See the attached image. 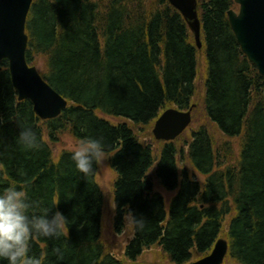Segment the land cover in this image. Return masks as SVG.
Returning <instances> with one entry per match:
<instances>
[{"label": "trees", "instance_id": "trees-1", "mask_svg": "<svg viewBox=\"0 0 264 264\" xmlns=\"http://www.w3.org/2000/svg\"><path fill=\"white\" fill-rule=\"evenodd\" d=\"M198 6L207 61L201 105L227 139L242 138L235 160L231 143L218 146L205 126L182 146L179 139L163 142L159 151L136 136L168 107L187 111L199 102L200 51L168 0H34L26 58L45 63L44 78L70 105L42 122L33 103L18 101L2 63L0 191L16 184L28 193L30 215L48 208L50 217L57 210L67 217L60 235H33L29 254L43 257V264H131L155 246L171 263L188 264L209 254L225 230L226 264H264V78L230 26L234 0H198ZM21 126L36 131L37 146L19 141ZM66 133L79 143L103 140L116 175V232L125 230L130 209L143 220L124 250L127 262L102 244L105 195L98 164L86 176L73 151L53 154ZM178 157L192 162L191 173L179 176ZM155 182L176 192L169 210Z\"/></svg>", "mask_w": 264, "mask_h": 264}, {"label": "water", "instance_id": "water-1", "mask_svg": "<svg viewBox=\"0 0 264 264\" xmlns=\"http://www.w3.org/2000/svg\"><path fill=\"white\" fill-rule=\"evenodd\" d=\"M186 18L198 47H202L201 20L198 0H169ZM239 11L229 10L230 25L241 49L264 77V0H234ZM33 0H0V70L8 61L11 81L19 94V101L29 100L40 119L51 120L60 116L68 105L35 66L27 62L29 36L27 20ZM192 110L169 109L155 123L154 136L161 141H174L191 124ZM229 253L228 239L219 238L212 252L192 264H224Z\"/></svg>", "mask_w": 264, "mask_h": 264}, {"label": "clouds", "instance_id": "clouds-1", "mask_svg": "<svg viewBox=\"0 0 264 264\" xmlns=\"http://www.w3.org/2000/svg\"><path fill=\"white\" fill-rule=\"evenodd\" d=\"M0 118V123H2ZM19 141L27 147L38 145V135L30 126H21ZM76 167L86 176L95 171L94 164L105 159L103 140L90 137L82 140L72 152ZM28 193L23 187L9 184L0 191V260L7 259L8 264H43V257L30 255V241L33 235L52 237L60 235L66 229L67 217L57 210L51 217V209L44 208L42 214H29ZM130 227H143L133 210L127 214ZM55 251L59 252V249Z\"/></svg>", "mask_w": 264, "mask_h": 264}, {"label": "rangeland", "instance_id": "rangeland-1", "mask_svg": "<svg viewBox=\"0 0 264 264\" xmlns=\"http://www.w3.org/2000/svg\"><path fill=\"white\" fill-rule=\"evenodd\" d=\"M200 56H199V62H200V68H199V76L197 80L198 84V90L200 93L198 94L197 100L198 105H195V110L193 112V122L189 127V130L181 136V138L178 141V144L182 146L185 141L190 139L191 133L196 128H199V126H205L210 130V133L212 134L213 139L217 143L218 146H222L223 143L230 142L231 146L233 147L235 151V157L233 160H235L239 154H240V147L242 143V138H233L232 140L227 139L223 133L219 131V129L216 127V125L211 122V120L206 117L204 107L201 105L202 95L201 92L204 90V80L206 77V62L204 58V50L199 49ZM45 63H43L42 60L38 62L37 68L40 70V72H43L45 70L44 68ZM113 121L121 122L119 119H113ZM154 124L150 126L149 133L143 137L147 142H151L154 146L155 150L159 151V149L162 146L161 142H158L154 140L153 138V129ZM144 141V140H143ZM79 144L78 141L74 139V137L66 133L60 138V142L55 145L53 154L54 156H58L60 153L64 151H73L76 146ZM108 155L105 154V159L99 163V173H98V181L101 186V188L104 190L105 194V200L106 205L104 207V218H103V237H102V244H105V248L107 253H110L117 256L118 258L122 259V261L127 262L124 258V249L127 246V242L133 237V228L129 225H126V229L124 233L120 234L116 232V229L114 228V217H115V204H114V188L113 183L116 179L115 173L109 166V159L107 157ZM191 166V165H190ZM193 170V169H190ZM189 172V171H188ZM191 173V171L189 172ZM200 182H203L204 177H200L199 175L196 177ZM156 190L160 191L164 197H166L167 200V206L169 207L171 199L174 197L176 192L173 191H167L165 188L160 186L157 182H155ZM231 217L228 218V221L225 223V228L227 226V223H229ZM227 229V228H226ZM226 230L222 234L224 238H226ZM137 262L131 263V264H174L171 263L169 256L163 252L161 248L154 247L150 248L149 250L145 251Z\"/></svg>", "mask_w": 264, "mask_h": 264}, {"label": "bare ground", "instance_id": "bare-ground-1", "mask_svg": "<svg viewBox=\"0 0 264 264\" xmlns=\"http://www.w3.org/2000/svg\"><path fill=\"white\" fill-rule=\"evenodd\" d=\"M243 52V51H242ZM245 55V54H244ZM246 56V55H245ZM260 73V72H259ZM261 75V74H260ZM262 76V75H261ZM263 77V76H262ZM264 78V77H263ZM136 133V136L137 138L141 141V142H146V141H143V137L145 135H147L149 133V127L147 128H144L142 130H139V131H135ZM191 165V166H190ZM194 165L192 164V162H188V161H185L184 159L181 160V157L179 158L178 157V174L179 176H183V171L184 170H187V171H190V169H194L193 167ZM183 183V180L182 179H178V183Z\"/></svg>", "mask_w": 264, "mask_h": 264}]
</instances>
